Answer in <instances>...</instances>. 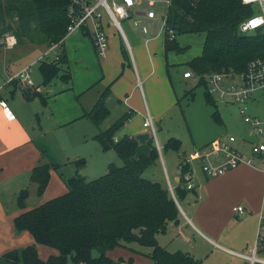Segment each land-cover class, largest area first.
<instances>
[{"label":"crops","instance_id":"obj_1","mask_svg":"<svg viewBox=\"0 0 264 264\" xmlns=\"http://www.w3.org/2000/svg\"><path fill=\"white\" fill-rule=\"evenodd\" d=\"M104 19L108 36V48L104 56L97 55L90 35L81 30L66 33L61 44L46 46L42 55L41 53L38 55L40 59L44 54L49 57V49H54L55 52L60 47L65 49L66 67L70 72V80L64 81L65 87L58 86V90L54 91L55 89L49 84L54 78L48 83L49 85L42 84L38 64V76L36 75L35 82L31 77L30 62L15 72L6 74V79L0 83V99L4 100L15 114L14 119H8L0 104V264H17L5 260L2 255L12 249L31 244L36 245L37 255L42 260L58 253L57 249L49 245L36 243L28 230L16 231L13 218L22 211L63 194L67 191L66 179L80 174L76 168L74 171H69L68 174H72L70 176L62 172L61 155L65 154L64 162L69 164L73 161L77 164L76 160L83 158L77 153L69 154L71 142L90 140L92 144L93 141H98L95 134L125 112L131 113L122 129L120 128V134H115V139L124 134L136 136L145 132L144 128L148 127L143 125V121L147 115L152 114V119L159 117L157 108L160 104L156 105L154 102L155 90L152 89L158 84L157 89L160 92V86L166 79L161 76L166 62L164 57L167 55L164 50L163 18L161 26L154 23V19L152 20L148 36L142 35L138 29L143 41L140 44L136 37H132L135 45L134 53L124 30L123 36L108 23L106 16ZM124 51L127 53V58L124 57ZM25 67L29 68L30 82L20 80L18 77H15L17 79L15 81L8 80L10 76ZM2 68L7 69V66ZM187 70L190 69L182 71V77H184L183 72ZM30 87H36V91L45 97V102L38 96L26 98L24 92ZM107 87L109 92L105 99L109 111L107 116L114 111L115 114H112L110 123H106L105 128L100 129V124L107 119V116L96 125L84 116V111L93 106ZM163 87L166 88V84ZM165 90L168 92L167 88ZM37 100L40 102L39 105ZM258 100L252 99L250 102ZM39 113L45 115L47 122H44V127L39 123L38 130L35 131L34 126H29L24 120L29 116L38 117ZM133 113L143 115V118L137 117V123L133 124L130 122ZM50 130L54 131L55 138L52 141L47 137V132ZM126 130H130L131 133ZM151 136L149 134L148 138ZM241 136L235 135L233 146L243 152L247 147L250 149V142L254 138L248 131ZM147 139L142 141L137 139L138 153L148 152L150 147L146 142ZM212 139L194 148L204 146ZM155 141L159 148L160 145L156 139ZM71 155L74 157L71 158ZM184 156L179 159L176 170L170 169L168 172L165 167L167 183L169 182L172 187L180 179L178 166ZM39 162L58 165L57 168L50 169L48 182L41 194H37V184L34 186L29 179L30 170ZM84 163L86 164L85 160L79 161V164ZM192 181L193 191H189L180 199L175 198L180 212L178 221L168 222L166 229L157 233L158 243L171 252L182 251L190 254L200 260L199 264H246V260L234 252H247L257 237L261 217L264 216V167L258 168L253 163L242 162L222 174L207 176L200 165L195 163ZM21 189L28 191L23 207H19L16 202ZM237 205L242 206L241 213L234 211ZM246 212L256 218L254 238L251 244H237L241 247V251H237L230 247L226 226L233 216L239 217ZM150 252L151 247L130 242L108 249L106 255L113 260L131 258L132 264H150L152 262ZM259 254L264 256V234L259 246Z\"/></svg>","mask_w":264,"mask_h":264},{"label":"trees","instance_id":"obj_2","mask_svg":"<svg viewBox=\"0 0 264 264\" xmlns=\"http://www.w3.org/2000/svg\"><path fill=\"white\" fill-rule=\"evenodd\" d=\"M71 0H0V35L9 31L18 43L61 44L66 34L68 18L66 9ZM241 0H171L165 18L164 50L180 51L182 47L175 36L183 32L203 33L200 54L192 57L188 68L199 77L205 87L207 104L214 105L207 92L206 77L212 71L231 67L237 71L245 68L247 61L264 55V33L256 31L240 34L238 25L252 13ZM124 57H128L124 51ZM65 49L60 47L57 58L42 57L38 69L42 84L58 76L70 80ZM12 79L10 81H15ZM24 92L26 98L40 97L36 87ZM31 89V90H30ZM105 88L89 110L84 111L94 124L99 125L108 115ZM131 113V112H130ZM125 112L109 126L99 130L95 137L102 149L112 148L122 160L121 165L109 163L105 173L86 179L76 174L66 179L67 191L46 200L13 218L16 231L28 230L36 243L58 250L45 260L37 255L36 245L31 244L5 252L2 257L17 264H132V259L113 260L106 255L108 249L125 243L137 242L151 247L150 264H199L200 260L186 252H171L161 246L157 233L164 231L168 222L178 221L180 214L176 199L189 191L179 172L180 179L173 187V194L158 180L143 176L145 168L158 157L157 147L149 137V150L138 153V140L124 134L115 139L116 132L130 116ZM211 117L221 119L216 109ZM181 142L169 137L164 149L178 150ZM84 159L76 160L82 162ZM57 164L39 162L29 172V179L37 184V194L44 190L51 168ZM188 166L183 165L186 170ZM28 191L21 189L16 197L19 207L25 205ZM96 252V254H94Z\"/></svg>","mask_w":264,"mask_h":264},{"label":"rangeland","instance_id":"obj_3","mask_svg":"<svg viewBox=\"0 0 264 264\" xmlns=\"http://www.w3.org/2000/svg\"><path fill=\"white\" fill-rule=\"evenodd\" d=\"M145 6L146 4L143 0L140 6H138V9L143 10ZM151 7L156 13L154 23L161 26L162 16L166 12L165 2L156 0ZM138 17V14L131 12L130 17L121 19L122 28L133 49V53L135 45L132 37H136L138 41H140V44L143 41L138 32V25L133 22V20ZM6 34L12 33L6 31L0 35V83L6 79V74L15 72L18 68L29 62L31 66V77L36 82V77L38 76V55L40 53L42 55V51L46 49V45H36L28 42L18 43L14 36L16 40L14 45L12 47H7L4 41ZM203 37V33L195 32L176 34L175 38L182 47V50L167 51V55L164 57L166 62H164L161 74L163 78H166L164 79V84H166L168 92L165 90L166 88L163 87L164 84H161L160 92L157 89L158 84L152 89V91L155 90L154 102L156 105L160 104L159 108H157L159 109V117L153 118L155 137L151 136L149 127H146L147 129L144 128V131L150 134L153 144L157 147L156 139L160 147H157V159L145 168L143 176L158 181L161 180L166 186V168L168 172H170V169L176 170L179 159L184 156L183 154L186 155L193 150L194 146L202 145L218 136L225 137L228 134L242 137L241 135H245L249 127L248 123L244 122L237 104L226 103L214 97L215 107L214 105H209L205 101V87L198 81L199 77L192 76L186 79L182 77V71L188 68L187 62L192 57L200 54ZM54 54L55 50L49 49V57L47 58H53ZM4 66H7V69H3L2 67ZM161 79L162 78H160V80ZM49 84L55 89L54 91L58 90V86H66L64 80L59 77H55ZM36 102L38 105L40 104L38 100ZM214 109L217 110L221 123L215 122L211 117V112ZM246 112L251 115H257L260 120L264 122V97H260L257 102H247ZM112 114L114 115L115 111ZM112 114L107 116V119H104L100 124V129L105 128L106 123H110L113 118ZM151 116L153 115L151 114ZM137 117L141 119L143 115H136L133 113L130 122L133 124L137 123ZM24 121L29 126H34L35 131L38 130L39 123L44 127V122H47L45 115H41V113H39L38 117H26ZM121 129L116 132V134H120ZM126 131L131 133L130 130ZM47 137L52 141V139L55 138L54 131H48ZM169 137H176L180 140L181 146L178 150L169 148L164 149L163 145ZM253 138H255V136H253ZM90 142V140H82L75 143L71 142V147L68 151L69 154H79V157L84 158L86 164L77 165L74 161L72 164H69L64 162L65 160L63 157H65V154H60V157H62L60 158L62 172L66 176L72 175L68 174L70 173L69 171H74L76 168L86 179H92L105 173L109 163L117 165L122 164V160L115 150L112 148L102 149L98 141H93V145ZM243 152L247 156H252L249 147L243 150ZM70 157L73 158L74 155ZM253 164L258 168L264 167V161L254 160ZM32 183H34L35 186L36 183L33 181ZM255 226V216H249L247 212L239 217L233 216L226 226V234L231 244L230 247L237 251H241V247L237 244H251L254 238ZM94 254H96V252H94ZM68 263H71V261L68 260Z\"/></svg>","mask_w":264,"mask_h":264},{"label":"built area","instance_id":"obj_4","mask_svg":"<svg viewBox=\"0 0 264 264\" xmlns=\"http://www.w3.org/2000/svg\"><path fill=\"white\" fill-rule=\"evenodd\" d=\"M144 1L146 4L145 8L139 10L138 6L143 0H71L66 9L68 18L66 33L76 30L86 32L93 41L97 55L104 56L108 48L105 16L108 23L124 36L120 24L121 19L130 17L131 12H134L140 16L134 21L138 25L139 32L144 36L149 35L150 25H152V20L156 14L151 5L156 0ZM159 1L165 2L167 12L171 0ZM241 3L250 6L253 12L242 19L238 25V32L240 34H250L260 30L264 33V0H241ZM166 12L162 16L163 24ZM252 21H259V23L253 24L251 23ZM4 41L7 47H12L16 40L13 34H6ZM57 56L58 51L55 52L54 58H57ZM42 57L47 56L44 54ZM28 70L29 68L25 67L20 72L10 76L8 80L18 77L20 80L30 82ZM193 75L194 73L190 70L183 72V76L186 78ZM206 80V89L211 97L226 103L237 104L244 122L249 125V134L255 136V138L250 142L252 156H247L233 146V142L236 139L233 134L214 138L204 146L195 147L191 150L182 158L178 166L179 172L182 171L185 185L189 189L193 188L194 185L192 178L195 163L200 165L201 170L207 176H216L235 168L242 162L252 164L254 159L264 161V122L258 116L246 112L248 101L264 97V55L251 58L241 71L231 67H223L220 70L212 71L207 75ZM0 104L6 117L14 119L15 114L8 104L2 99H0ZM143 125L149 127L152 136L155 135L151 116L147 115ZM184 164L188 166L186 170L182 169ZM167 184L173 194V187L169 182ZM242 210L241 205L234 207V211L238 213H241ZM263 234L264 216L261 217L257 237L252 247L247 252H234V254L244 258L246 264H264V256L259 254V246L263 239Z\"/></svg>","mask_w":264,"mask_h":264},{"label":"water","instance_id":"obj_5","mask_svg":"<svg viewBox=\"0 0 264 264\" xmlns=\"http://www.w3.org/2000/svg\"><path fill=\"white\" fill-rule=\"evenodd\" d=\"M149 136L148 132H142V133H139V134H136V138L140 141L144 140V139H147Z\"/></svg>","mask_w":264,"mask_h":264},{"label":"snow or ice","instance_id":"obj_6","mask_svg":"<svg viewBox=\"0 0 264 264\" xmlns=\"http://www.w3.org/2000/svg\"><path fill=\"white\" fill-rule=\"evenodd\" d=\"M251 23L256 24V23H259V21H252Z\"/></svg>","mask_w":264,"mask_h":264}]
</instances>
